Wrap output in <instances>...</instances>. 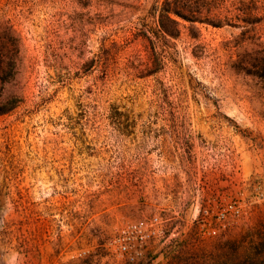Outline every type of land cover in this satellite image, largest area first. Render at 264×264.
I'll return each mask as SVG.
<instances>
[{"label": "rangeland", "instance_id": "obj_1", "mask_svg": "<svg viewBox=\"0 0 264 264\" xmlns=\"http://www.w3.org/2000/svg\"><path fill=\"white\" fill-rule=\"evenodd\" d=\"M101 3L0 0V28L21 34L29 62L23 102L0 115V264H264V78L239 62L262 49H232L241 33L264 39V0H205L219 26L173 16L177 39L131 43L153 75L126 76L114 55L118 114L91 100L102 38L110 47L141 21L154 27L158 9L105 0L127 15L103 25ZM59 31L68 43H54ZM55 58L62 69L46 66ZM152 216L160 234L121 253L130 225Z\"/></svg>", "mask_w": 264, "mask_h": 264}, {"label": "trees", "instance_id": "obj_2", "mask_svg": "<svg viewBox=\"0 0 264 264\" xmlns=\"http://www.w3.org/2000/svg\"><path fill=\"white\" fill-rule=\"evenodd\" d=\"M205 0H162L159 2L155 0V8L157 7V13L155 16V26L148 27L143 21L140 22V26L136 27L137 32L132 33L130 37H123L121 42L112 41L113 46L105 47L107 40L102 38L101 41V67L103 69L102 76L99 79V96L95 99H91L94 102H99L104 105L106 109L113 111V114H118V109L126 104L123 101V97H114L115 93H112V101L109 96L111 91L106 89L107 80L111 76L113 63V56L121 54L123 61V69L126 76L132 77H145L153 75L158 72L157 63L147 56L144 52H147L146 47L140 48L136 44L131 46V43H154L156 41L168 43L167 38L177 39L180 34L179 23L173 17H178L192 25L195 23H206L212 26H219L209 21L205 15L200 11ZM99 7L102 19L101 24H109L121 14H112V8L107 9V5L104 4L105 0H101ZM159 2V3H158ZM201 3V4H200ZM157 5V6H156ZM208 10V9H206ZM127 13L120 15L125 17ZM119 18V17H118ZM67 27H64L66 29ZM66 33L59 31L55 34L54 43H68L66 40ZM195 38V37H194ZM128 39L129 43H124V40ZM117 43V44H116ZM122 43V44H120ZM233 50L235 53L247 51L251 44L258 43L261 47V51L256 53L254 57H247L241 59L240 67L246 74L254 75L264 78V39L256 37L252 41V36L241 33V36L234 40ZM252 50V48H251ZM52 64L46 66H52L54 69L63 68L62 61L60 59L51 60ZM29 68L28 52L25 45V41L21 34L12 26H5L0 28V115H5L18 107L24 100L25 90V75ZM114 119V118H113ZM114 191L117 195L120 194L119 186L115 185ZM243 237L227 239L229 247L236 251V249L243 247ZM257 238L264 243V235L261 232H257ZM255 241L252 239V242ZM259 244V243H256ZM196 253L199 251L197 246L193 247Z\"/></svg>", "mask_w": 264, "mask_h": 264}, {"label": "built area", "instance_id": "obj_3", "mask_svg": "<svg viewBox=\"0 0 264 264\" xmlns=\"http://www.w3.org/2000/svg\"><path fill=\"white\" fill-rule=\"evenodd\" d=\"M159 234L160 227L156 216H152L145 222H135L130 225L127 234L119 241L118 249L121 253H138Z\"/></svg>", "mask_w": 264, "mask_h": 264}]
</instances>
